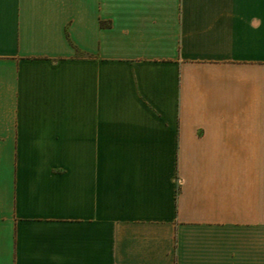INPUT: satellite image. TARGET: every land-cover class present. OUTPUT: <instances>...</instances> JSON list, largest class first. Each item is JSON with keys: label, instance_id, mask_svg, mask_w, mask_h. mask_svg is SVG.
<instances>
[{"label": "crops", "instance_id": "0c3cea01", "mask_svg": "<svg viewBox=\"0 0 264 264\" xmlns=\"http://www.w3.org/2000/svg\"><path fill=\"white\" fill-rule=\"evenodd\" d=\"M0 264H264V0H0Z\"/></svg>", "mask_w": 264, "mask_h": 264}]
</instances>
